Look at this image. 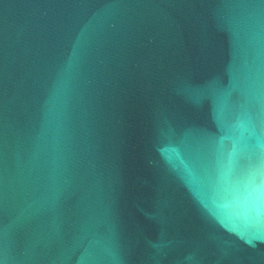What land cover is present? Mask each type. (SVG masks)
<instances>
[{
  "label": "water",
  "instance_id": "obj_1",
  "mask_svg": "<svg viewBox=\"0 0 264 264\" xmlns=\"http://www.w3.org/2000/svg\"><path fill=\"white\" fill-rule=\"evenodd\" d=\"M0 264H264V0H0Z\"/></svg>",
  "mask_w": 264,
  "mask_h": 264
}]
</instances>
